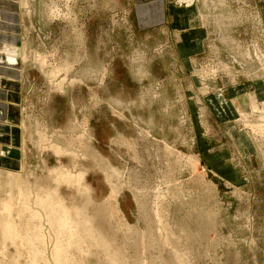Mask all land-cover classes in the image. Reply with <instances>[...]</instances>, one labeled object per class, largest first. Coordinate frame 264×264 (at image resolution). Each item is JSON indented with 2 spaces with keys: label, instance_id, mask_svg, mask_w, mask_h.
Listing matches in <instances>:
<instances>
[{
  "label": "rangeland",
  "instance_id": "1",
  "mask_svg": "<svg viewBox=\"0 0 264 264\" xmlns=\"http://www.w3.org/2000/svg\"><path fill=\"white\" fill-rule=\"evenodd\" d=\"M21 3L23 103L9 95L21 109L11 126L21 164H0V213L9 203L16 227L13 240L0 233V260L59 264L54 249L72 229L59 234L55 203L81 208L88 197L87 214L108 226L113 252L93 248L87 257L83 245L64 254L75 264H144L150 256L172 264L174 246L162 243L168 234L189 264H264V119L244 89L264 75L259 7L251 0ZM32 213L45 233L42 252L26 225Z\"/></svg>",
  "mask_w": 264,
  "mask_h": 264
},
{
  "label": "crops",
  "instance_id": "2",
  "mask_svg": "<svg viewBox=\"0 0 264 264\" xmlns=\"http://www.w3.org/2000/svg\"><path fill=\"white\" fill-rule=\"evenodd\" d=\"M251 2L259 7L260 18L255 19H257L256 24L258 30H260L259 34L263 37L264 42V0H251ZM21 5V0H0V149L4 150L6 148L8 151V153L6 152L7 154L1 155L0 164L7 163V166L21 164V159L16 157L18 155L16 150L20 147L12 143L13 130L11 128L12 125L20 122L21 109L16 104H13L12 100L10 101L9 95L13 93L14 99L16 97L23 103V88L26 85L27 68H25L24 72V63H22L21 59L14 62V57L9 56L7 51H5L10 47L13 50H18L25 45L22 36L25 29V17ZM190 12L196 13L193 9ZM201 16L202 13L199 9L198 18L201 19ZM194 20L197 22V16ZM258 46L261 47V50L257 49V51L264 53V45H259L258 43ZM24 78L25 82L23 87L20 88ZM5 81L8 85L4 83ZM244 89L248 91L247 99L251 100L250 108L260 112V105L264 103V75L261 80L256 79L250 85L245 86ZM232 107L234 108L233 104Z\"/></svg>",
  "mask_w": 264,
  "mask_h": 264
},
{
  "label": "bare ground",
  "instance_id": "3",
  "mask_svg": "<svg viewBox=\"0 0 264 264\" xmlns=\"http://www.w3.org/2000/svg\"><path fill=\"white\" fill-rule=\"evenodd\" d=\"M5 51H7L9 56H13L14 57L13 61L16 62V60H17V54H16L17 51L13 50L11 47L9 49H6ZM21 61H22V63H25L26 62L25 57H23V59ZM259 110H260V113L258 115V118L264 119V103H262L260 105V109ZM253 113H256V112L253 111ZM241 115L243 116V114H241ZM243 117L246 118L245 115ZM256 126H258V125H256ZM256 131H258V130H256ZM259 132L261 133L262 131H259ZM259 132H257V133H259ZM259 137L261 138V135ZM261 139H263V138H261ZM8 175L10 176V180L9 181L6 180L7 183L5 182L6 183L5 186L8 185V184L11 185L12 184L11 179L14 178V174L10 173ZM1 179H2V175H0V187L2 188V186H4V185L1 184V183H3ZM67 180H69V179H67ZM83 190H84V193H85V192L89 191V188H84ZM55 192H59V190L56 189ZM90 205H93V203H92L91 200L88 199V197L85 199V202H84V204L82 205L81 208L73 207L72 209H68L64 205H62L61 202L58 203L56 201L55 206H57L59 208H62V213H63V227H62V230L59 232V234L60 235L63 234V232H64L63 228H65V227H69V228L72 229L71 232L68 234L66 240H62L61 242H59L57 244L56 248L54 249V259L56 260L57 263H59V264H75V262L73 263V260L70 261L67 258H64V254L75 252V250H79L81 247H83V245H87L89 247V250H87V251L85 250L83 252V253H85V255L87 254V257L94 255V252L91 250L93 248H100V249L103 250L104 253L113 252L112 251V244L114 242L111 241L109 233H107L108 230L106 228H104L102 225L106 226L107 228H108V226L105 223L102 224V225L98 224V223H102V222H100V219H98L97 212H96L95 215H92L93 217L89 216L87 214ZM4 210L7 212V214H1L3 210L0 209V212H1L0 213V233H1L2 238L5 239V241L6 240H13L14 239L15 227H16L14 222L11 220L13 209H12V207H11V205L9 203H6V208ZM157 217H159V214L157 215V213H154L153 219H156ZM36 218H37V216H35V214L32 213V215H30V219L26 221V225L28 226V228L32 229L33 242L36 243L39 251L42 252V250L40 248L41 247L40 245H43L45 243V241H44L45 233L43 231H41L42 229L39 228L34 223V221H36ZM110 228H111V226H110ZM132 231H134V230H132ZM106 235H108V237H106ZM150 237H151V235H150ZM166 238L167 239H165V240L163 238V242L162 243L163 244L164 243L165 244L170 243L171 246H174V250H175V253H173V257L171 259V260H173V263L172 262L171 263L172 264H189L190 262L189 263L187 262L189 256L184 251H181V247H180L179 243H177V241L174 242V240H176L175 236H173L171 234H168ZM160 239L162 241V237ZM135 247H136V245H135ZM145 248H146V250L154 251L153 249H156L157 245L156 246H154V245L148 246V244H147L145 246ZM120 249L123 250V248H121V247H120ZM136 249H137V247H136ZM143 250H145V249H143ZM160 250H162V249H160ZM84 257H86V256H84ZM164 259L165 258H163V257L155 258L153 256H150V257H148L147 261L144 264H161L164 261ZM79 261L80 260L77 261L78 264L80 263ZM5 263H7V262H5ZM5 263L0 260V264H5ZM112 263L116 264V261L112 260ZM163 263H165V262H163Z\"/></svg>",
  "mask_w": 264,
  "mask_h": 264
}]
</instances>
